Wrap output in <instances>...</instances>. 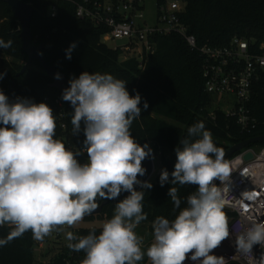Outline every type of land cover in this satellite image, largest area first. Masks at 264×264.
I'll use <instances>...</instances> for the list:
<instances>
[{
    "label": "clouds",
    "instance_id": "9594fccd",
    "mask_svg": "<svg viewBox=\"0 0 264 264\" xmlns=\"http://www.w3.org/2000/svg\"><path fill=\"white\" fill-rule=\"evenodd\" d=\"M11 46V40L0 38V48ZM75 47L73 42L66 50L68 59ZM3 77L0 73V80ZM126 83L109 73L88 71L69 80L62 99L74 108L72 133L78 134L83 124L86 137L84 148L78 151L55 138L56 116L49 105L27 98L10 102L0 90V227L11 229L0 238V247L28 231L42 241L53 231L74 227L91 215L99 206L98 199L115 200L127 192L99 234L66 233L67 247L85 253L82 264H139L145 257L149 264H186L187 260L225 264L214 250L231 234L224 208L232 166L202 121L190 126L187 136L180 139L174 170L162 169L159 177L161 186L172 185L168 196L176 208L181 205L176 185H195L196 190L173 220L155 218L154 238L145 249L136 228L147 219L144 190L153 186L138 176L146 173L142 162L155 157L150 146L141 145L130 131L141 116V96L138 92L130 95ZM143 107L148 108L147 101ZM83 152L87 162L82 164L77 156ZM244 198L252 199L250 194ZM255 245L264 248V222L253 220L236 235L235 247L251 254ZM261 260L264 264V256Z\"/></svg>",
    "mask_w": 264,
    "mask_h": 264
},
{
    "label": "trees",
    "instance_id": "16d2710c",
    "mask_svg": "<svg viewBox=\"0 0 264 264\" xmlns=\"http://www.w3.org/2000/svg\"><path fill=\"white\" fill-rule=\"evenodd\" d=\"M34 7L31 21L33 41L36 45L43 44L42 54L46 61L65 73L69 79L78 78L84 72H104L127 81L126 88L130 95L141 96V116L131 126L133 137L141 144H153L152 150L159 154L162 169L169 173L174 170L176 162V147L180 139L187 136V129L198 121L205 124L212 134L218 147L226 151L236 143L258 135H264V78L254 84V92L250 107L259 121L257 130L252 133L241 130L235 119L225 113L210 111L212 96L205 90L202 75L203 57L198 51L190 49L184 39L178 34L158 36L154 54L142 67L136 58H127L120 62L122 51L114 50L103 40L105 28L98 27L90 21L80 19L76 15V4L71 0H24ZM182 22L193 33L199 45H227L230 40L239 36L249 40L255 47L264 43V0H183ZM57 6L56 16H52L51 7ZM0 38L5 42L11 40L10 48L0 50L11 57V61L0 58V90L8 96L10 102L17 98H27L33 102L44 97L61 99L66 111L64 119L56 120V136L59 139L66 132H72L71 115L74 108L62 99V93L52 86V78L46 74L38 60L20 73L28 61V55L23 49V38L19 20L15 17L9 4L0 0ZM75 42L76 47L67 58L66 50ZM148 108L144 110V102ZM166 119L174 121L169 122ZM66 123L63 130L61 124ZM2 126V125H0ZM86 139L81 131L75 134L78 150L84 148ZM264 146V142L250 145L249 148ZM77 150V151H78ZM238 154V153H236ZM235 154V155H236ZM80 163L87 162V153L77 156ZM161 174V173H160ZM157 180L150 182L151 189H145L143 211L147 219L140 225H147L153 240L152 222L158 216L173 220L179 211L186 207V198L196 190L195 185L178 187L181 199L180 208H176L168 196L171 184L161 186ZM141 190L140 186H136ZM129 193L122 192L115 200L98 199L100 206L106 204L98 214L85 218L102 216L111 219L116 203ZM225 212L233 215L230 211ZM10 227H0V238L6 237ZM99 228H80L76 236H85ZM141 232V231H140ZM142 236V235H141ZM37 240L33 239L31 231L22 237L14 239L6 246L0 247V264H35V249ZM85 253L75 252L68 247L63 248L49 264H82ZM143 263H148L147 257ZM230 264H238L232 262Z\"/></svg>",
    "mask_w": 264,
    "mask_h": 264
},
{
    "label": "built area",
    "instance_id": "2783aa9c",
    "mask_svg": "<svg viewBox=\"0 0 264 264\" xmlns=\"http://www.w3.org/2000/svg\"><path fill=\"white\" fill-rule=\"evenodd\" d=\"M71 1L76 4L77 17L106 29L102 36L106 44L125 39L126 43L113 49L122 51L127 58H136L142 67L156 51L158 36L178 34L191 50L202 55L205 90L212 96V102L217 98L225 105L222 109L218 106L216 110L233 117L244 132L257 130L259 121L250 104L254 84L264 78V43L257 48L249 40L235 36L224 46L199 45L197 37L181 20L183 0H156L153 21L144 14L148 0ZM50 14L56 16V5L51 7ZM41 102L52 108L56 120L65 118L61 99L44 97L35 103ZM61 126L66 131V123ZM59 139L68 149L78 150L72 132H66ZM248 150L253 151L254 158L245 161L243 155ZM248 150L229 160L232 172L227 182L228 189H225L224 209L233 214L229 224L231 234L224 240V253L217 255L224 257L225 264H262L261 257L264 256V248L260 245H255L251 254H242L235 247V237L243 226L253 220L264 222V146ZM219 183L222 186L221 181ZM249 194L252 199L244 198Z\"/></svg>",
    "mask_w": 264,
    "mask_h": 264
},
{
    "label": "water",
    "instance_id": "95a60500",
    "mask_svg": "<svg viewBox=\"0 0 264 264\" xmlns=\"http://www.w3.org/2000/svg\"><path fill=\"white\" fill-rule=\"evenodd\" d=\"M10 5L13 14L20 22L21 27V36L23 38V49L28 55V61L24 64L20 73H23L26 68L33 62V60H38L43 67L44 71L48 76L53 80L52 86L57 88L61 93L67 87H69V78L65 73L60 71L57 67L50 65L42 54L43 44L36 45L33 41V33L31 30V21L34 13V7L24 1V0H3ZM59 74L60 78L57 79L56 76ZM104 74V72H101ZM70 103V102H69ZM72 106V105H71ZM264 142V135H258L250 139L241 141L229 147L225 151V159L230 160L235 156L236 153H243L245 150H248L250 145L256 143ZM153 155V153H152ZM237 155V154H236ZM254 158V153L251 150H248L244 153L243 159L249 161ZM143 167L146 169V173L143 176H138V179L141 181H148L151 175L155 170V163L152 157L146 158L142 162ZM217 186L220 185L219 181L215 182ZM106 204L104 201L92 214H98L102 211L103 206Z\"/></svg>",
    "mask_w": 264,
    "mask_h": 264
},
{
    "label": "rangeland",
    "instance_id": "374dc122",
    "mask_svg": "<svg viewBox=\"0 0 264 264\" xmlns=\"http://www.w3.org/2000/svg\"><path fill=\"white\" fill-rule=\"evenodd\" d=\"M155 13H156V0H148L147 4H146V9L144 11V14L147 16V18L149 19V21H153V18L155 17ZM126 43V40H115V41H110L107 43V45L111 48L116 47V46H120L122 44ZM127 59L126 56H122L120 58V62H123ZM221 107V109L223 107H225V105L223 103L220 102V99L214 98V102L211 103L210 105V111L213 112L217 109V107ZM165 120L174 123V121L170 120V119H166ZM152 146L153 144L150 143ZM153 156L156 158L158 157L159 159V154L154 153L153 152ZM155 160V172L151 175V177L149 178L148 181L150 182H154L157 180V176L161 173L162 170V165L160 162V159ZM159 162H160V166H159ZM228 220H229V224L231 221V215L227 212H225ZM106 218H103L102 216H96L94 218H85L79 222L78 224H76L74 227H67L65 226L62 230H57V231H53L50 235L46 236L42 241H38L37 242V246L35 249V264H49L50 261H52L53 258L56 257V255L59 253V251H61L63 248L67 247V244L69 243V241H67L66 239V233L71 231L77 234V231L80 228H99L102 227L103 223L106 221ZM141 231V232H140ZM136 232L139 236L143 237V242H144V247L145 249L147 248L148 245L151 244V242L153 240H149L148 236L150 235V233L147 231V225H139L136 228ZM154 238V237H153ZM226 249V244L223 241L222 244L220 245V247H218L217 249L214 250V254L215 255H220L222 253H224ZM139 264H144L143 261L139 262ZM147 264V263H146ZM149 264V262H148ZM186 264H193V262L191 260H187Z\"/></svg>",
    "mask_w": 264,
    "mask_h": 264
},
{
    "label": "crops",
    "instance_id": "0c3cea01",
    "mask_svg": "<svg viewBox=\"0 0 264 264\" xmlns=\"http://www.w3.org/2000/svg\"><path fill=\"white\" fill-rule=\"evenodd\" d=\"M0 58H5L6 60H8V61H11L12 59H11V57H9V56H7L6 54H4L1 50H0ZM151 142H149V146H150V148L152 149V145L150 144ZM156 159H158V157H156V158H154L153 160H154V163H155V160ZM159 160V159H158ZM159 166H160V162H159ZM156 171V170H155ZM154 171V172H155ZM153 172V173H154ZM148 264V263H147Z\"/></svg>",
    "mask_w": 264,
    "mask_h": 264
}]
</instances>
